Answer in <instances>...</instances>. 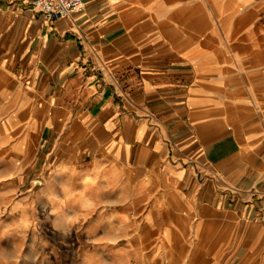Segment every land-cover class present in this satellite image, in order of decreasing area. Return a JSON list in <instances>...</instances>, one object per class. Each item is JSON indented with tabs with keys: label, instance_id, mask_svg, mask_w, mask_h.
I'll return each mask as SVG.
<instances>
[{
	"label": "crops",
	"instance_id": "0c3cea01",
	"mask_svg": "<svg viewBox=\"0 0 264 264\" xmlns=\"http://www.w3.org/2000/svg\"><path fill=\"white\" fill-rule=\"evenodd\" d=\"M33 1L0 0L5 186L40 159L45 193L84 181L89 252L105 264H264L253 0H85L53 19ZM25 252V264L80 257L66 243ZM9 255L0 264H18Z\"/></svg>",
	"mask_w": 264,
	"mask_h": 264
},
{
	"label": "rangeland",
	"instance_id": "374dc122",
	"mask_svg": "<svg viewBox=\"0 0 264 264\" xmlns=\"http://www.w3.org/2000/svg\"><path fill=\"white\" fill-rule=\"evenodd\" d=\"M253 27L264 29V0H253ZM46 166L47 161L43 159L26 164L20 174L21 183L16 188L5 186L4 177L0 179V252H9L13 256L19 253V257H12L11 261L15 258L18 264H25L27 260H31L25 251L52 246L57 248L66 243V250H71L74 246L79 248L80 257L67 254L62 263L51 257V264H94L95 261L105 264L104 258H95L89 252L93 243L88 239L94 231L89 220L97 211H92L94 205L91 206L92 200L85 193V188L76 189L84 181L80 178L73 180L74 188H68L66 194L62 195L56 190L47 194L42 188ZM5 168L3 166L1 169L3 173ZM48 180L54 186L59 184L57 178L54 180L51 177ZM103 198L105 194L102 193L94 201H102ZM100 228L102 227H98ZM64 235H70L69 241H64L65 243L61 241Z\"/></svg>",
	"mask_w": 264,
	"mask_h": 264
},
{
	"label": "built area",
	"instance_id": "2783aa9c",
	"mask_svg": "<svg viewBox=\"0 0 264 264\" xmlns=\"http://www.w3.org/2000/svg\"><path fill=\"white\" fill-rule=\"evenodd\" d=\"M34 5L49 19L82 10L85 0H34Z\"/></svg>",
	"mask_w": 264,
	"mask_h": 264
},
{
	"label": "bare ground",
	"instance_id": "6f19581e",
	"mask_svg": "<svg viewBox=\"0 0 264 264\" xmlns=\"http://www.w3.org/2000/svg\"><path fill=\"white\" fill-rule=\"evenodd\" d=\"M30 249H32V248H30Z\"/></svg>",
	"mask_w": 264,
	"mask_h": 264
}]
</instances>
